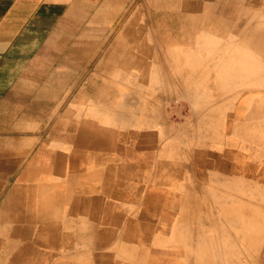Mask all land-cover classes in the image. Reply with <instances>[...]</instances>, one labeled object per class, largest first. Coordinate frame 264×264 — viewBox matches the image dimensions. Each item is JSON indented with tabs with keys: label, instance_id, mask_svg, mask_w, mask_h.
<instances>
[{
	"label": "rangeland",
	"instance_id": "1",
	"mask_svg": "<svg viewBox=\"0 0 264 264\" xmlns=\"http://www.w3.org/2000/svg\"><path fill=\"white\" fill-rule=\"evenodd\" d=\"M195 1L200 2L201 0ZM216 2L218 12L223 13L219 18V29L216 32L212 29H203V35L207 37L206 43H209L213 55L218 53L222 46L226 56L211 55L206 60L214 63L217 62L219 56L220 60L225 59V62L230 65V61L232 63L234 61L231 40L249 37L248 44H245L246 46L242 44L243 48L238 52L236 50L234 54L236 53L235 55L240 59H247L253 66V70L247 66L239 71L231 70L223 75L222 83L226 82L227 86H222V83L219 86L228 90L225 94L222 93L221 98L217 97L215 100L212 94L213 81L218 76V72L208 70L204 79L200 77L204 80L206 89L210 88V93L208 92L210 96L206 99L207 106L205 111L195 110L194 114L190 113L188 99L195 104V107H198V96L188 95L187 88L178 82L172 88L163 89L162 100L157 104L158 106H155V109L149 107L151 99L149 90L132 87L133 120L142 127L139 129L145 136L155 137L153 141L156 146L153 151L150 150L151 155L148 162L140 163L132 156L123 155L122 147L119 145L121 144L119 129H113L112 138L117 144H114L113 148L108 147V140L105 136L104 139L97 140L81 135L84 134V127L87 125L91 129L92 127L100 128L102 132L111 130L105 126L104 121L95 112L106 108L111 109L113 104H116L114 112L120 113L119 103L121 101L119 99L121 96L119 92L122 82L112 80V78L121 70L125 73L130 70L133 73V68L139 65L140 61L145 60L137 55L131 56L128 52L126 55V50L135 52L137 44L136 42L127 44L125 40H118L116 31L113 29L114 23L122 22L126 26L133 20L134 14L147 11L144 6L135 11L142 0H128L126 11H123L122 15L116 19H111L109 25L112 23V30H108L107 38L94 47L93 55L86 58L87 61L85 60L81 71L70 70L64 62L61 74L66 78L62 82V79L55 75H60L58 69L56 70L57 65L55 67L54 64H48L46 74L39 71V74L46 75L47 79L23 80L25 85L19 91L24 89L23 91L29 94L16 95L13 106L9 104L8 110L0 109V164L3 165L0 167V264H64V262H69L71 257L79 258L77 264H94L92 260H89L92 251L107 252L114 262L123 264H264V32H262L264 30V0H219ZM143 18L139 15L134 27L141 26L142 22H145ZM249 28L250 32L246 33L245 31ZM177 36H179L178 33ZM145 44L144 53H153V49L160 54L166 52L165 45L155 46L156 44L150 40ZM120 45L124 46V53L121 50L120 53L115 52ZM191 46L194 52L202 48L194 44ZM48 59H50L49 56ZM66 59L67 56H63V60ZM155 60L158 62V59ZM196 64L198 68V65H201L198 62ZM33 66L31 70L34 69ZM38 67L37 64L35 68ZM50 67L53 70H49ZM35 71L32 70L31 77L34 73L38 75V70ZM248 72H252L249 77L251 80L248 78ZM233 73L237 77V84L232 82ZM110 87L115 90L118 98L114 96L110 99L105 96L110 92ZM219 92H221L220 89ZM92 99L95 100L94 105L87 103ZM170 100L173 101L170 102ZM180 112L181 115H179ZM119 113L116 115L118 116ZM181 117L183 121L179 119ZM154 119L155 123L151 128L153 124L150 125V123ZM200 120H206V123L203 122L198 127ZM30 126L36 128L30 129ZM30 131H35V133L32 134ZM157 136L161 138L157 140ZM29 141H34L31 146L33 150H36L41 142L48 144L49 148L46 146V149L57 150L58 145L54 147L52 144H60L59 149L63 146L65 150L47 154L37 161V164H40L39 167H29V158L16 161L12 155L6 156L5 152L12 149L20 150ZM167 142L169 143L166 145ZM77 145L90 147L93 153L87 157L90 158L88 161L77 162L76 166V159L82 158L79 157L81 149ZM135 147L139 148V145L136 143ZM88 166L95 167L93 170H99L101 177L104 176L103 179L109 187L116 189L115 185H120L121 188L118 190L121 199L113 201L116 205L134 212L150 211L151 208L157 207L159 208L158 215H154L151 225L147 224L151 220L140 218L139 215L136 219L133 215L123 217L122 224L111 223L109 225L102 221L94 222L92 228L98 235H90L81 239L74 245V249H70L72 241H62L57 247L58 240L54 238L48 241L47 235L39 230V223L31 222L33 220L30 218L38 219L41 216L58 215L59 213L60 216L63 213L67 220L73 216H83L90 205L86 196L98 191L96 195L104 197L107 193L106 191L104 193L103 183L98 181L99 176L88 178L85 174L89 170H83V173L78 172L80 167L85 169ZM71 177L92 184L98 189L92 194L88 192V195L84 192L71 193L69 184L66 187L61 186V182ZM152 182H155L154 185ZM100 187H102L101 190ZM14 188L15 192L12 191ZM13 193L18 199L11 196ZM58 193L62 199L55 197ZM104 200H98L92 206L105 207V204L112 203L104 202ZM53 205H56V208ZM171 225L175 226V232L171 231L173 236L174 233L175 235L178 233L176 228L181 231L178 234V240L180 244L182 241L184 243L183 246L179 244L176 251L180 253L179 255L187 254L186 258L169 257L173 254L172 252H175L171 251L175 245L167 244L163 234L172 229ZM110 230L112 234L108 240L100 237L102 232L104 234ZM13 248L22 253L18 261L12 259ZM121 248L123 250H120ZM118 250L120 256H118ZM187 258L190 260L187 261Z\"/></svg>",
	"mask_w": 264,
	"mask_h": 264
},
{
	"label": "bare ground",
	"instance_id": "2",
	"mask_svg": "<svg viewBox=\"0 0 264 264\" xmlns=\"http://www.w3.org/2000/svg\"><path fill=\"white\" fill-rule=\"evenodd\" d=\"M143 1V0H142ZM146 1V0H145ZM162 2H168L169 0H161ZM192 1V0H191ZM205 1V0H202ZM200 1V2H202ZM209 1V0H207ZM213 1L214 3L211 5H207L205 3L202 2V4H200L199 6L201 7V10L199 11H192L191 7L190 10L187 11L188 9L186 8V11H157L158 13V17H156L155 19L151 18V16L149 15V18L147 17L146 13L150 12V11H142L143 12V20L145 22H143V24L145 26L148 27V29L146 28V31L144 34H142V37L137 40L138 42L137 47L135 48V52L133 51L130 52L129 50L126 51L129 53V55L131 56H140L141 59H145L143 61H140L138 64L133 68V73L129 72L125 73L122 72L123 70H119L120 72L117 73V75L115 77L112 78V80H119L122 82V88L120 89L119 92V96L120 97V101L121 103H119V107H120V113L119 112H114V105L113 104L112 108H106V109H102L100 111H96L95 114H98V116L104 121V124L106 127L110 128L111 130L109 132H102L100 128H96V127H89L88 125L86 127H84L85 132L84 134H81L82 136H86V137H92L93 139H104L105 137L107 138V144L108 147L113 148L114 144V140L112 138V135L114 134L113 129H119L120 130V142L121 144L120 147H122V153L125 156H132L134 158L137 159V161L141 162H148L149 161V157L151 155V151L150 150H154L156 143L153 141V139L155 137H148L145 136L142 132L141 129L142 127H140L139 125H137L134 120H133V111H131V105H132V93H131V89L132 87L138 88L139 89H144V90H149L151 92V99L149 102V107L155 109V106L161 102L162 98L161 96L163 95L162 91L164 88H172L176 82L180 83L181 85H184L187 88L188 91V95L190 96H198L199 99V104L198 107H195V104L191 103L190 100L189 104H190V113L194 114L196 113V111H203L204 109H206L205 107L207 106V98L210 96V88L206 89L205 83H204V79L205 78V73L208 70H212L213 72H218V76L214 79L213 81V86H214V90H213V97L214 100L218 97L221 98L222 93H226L228 89H225L224 87H221L219 85H221L222 80L221 77L223 75H226L229 73V71H235V70H240L243 69L244 67H249L251 70H253V66L251 65V63L247 60V59H240V57H237V55L234 54V52H238V50H240L241 48H243V45L246 46L245 44H248L249 42V37H245V38H241V40L239 39H232V45H233V49L232 50V59L234 60L233 63L230 61V65H228L227 62H225V59H221V56H226V54L224 53V48L222 46H220V49L218 53L214 54L212 53V51H210V46L209 43H206L207 41V37L205 35H203L204 31L203 29H212L214 32L218 31L219 29V18L220 16L223 15V13L218 12L217 9V5H216V1L219 0H210ZM209 1V2H210ZM189 2V1H188ZM166 4V3H165ZM187 4V3H186ZM180 5V4H179ZM188 5V4H187ZM181 6V5H180ZM191 6V5H188ZM187 6V7H188ZM146 7V6H145ZM164 8V7H163ZM182 8V7H181ZM189 8V7H188ZM157 9V8H156ZM173 9V8H172ZM261 12V11H260ZM114 15V14H113ZM113 15L111 14L110 17H113ZM109 16V15H108ZM258 16V15H257ZM136 15H133V19H135ZM256 18V17H255ZM148 19H150V21L148 22ZM134 20L131 21V23ZM103 23V22H102ZM129 23V24H131ZM167 23L168 26H163V24ZM128 24V25H129ZM151 24V25H150ZM121 25V24H120ZM127 25V26H128ZM154 25L156 26L157 30V35L154 34V37L152 38V29L151 26L154 27ZM252 26V25H251ZM119 27V26H118ZM130 27V26H128ZM160 27V29L158 28ZM252 28V27H251ZM257 28V27H255ZM263 28V27H262ZM118 29V28H117ZM245 29V28H244ZM258 29V28H257ZM162 30V31H161ZM260 30V29H259ZM262 30V29H261ZM176 31V32H175ZM207 31V30H206ZM211 31V30H210ZM177 32L179 34V36H177ZM250 32V28L248 30L245 31ZM260 32V31H259ZM264 32V30L262 31ZM162 33V35H160ZM243 33V32H242ZM261 33V32H260ZM242 35V34H241ZM250 36V35H249ZM261 37V35H260ZM95 39V38H94ZM151 41L153 42V44H156L155 46L158 45H165V49L166 52L164 54H160L157 50L153 49V53H144V47H146V42L147 41ZM93 41V40H92ZM97 41V40H96ZM221 42V40H218ZM180 42V43H179ZM261 42V39H260ZM129 43V41H128ZM132 43V42H131ZM179 43V45H177ZM192 44H194V46H199L201 49L199 51H193L192 50ZM261 44V43H260ZM251 45V44H250ZM256 45V44H255ZM262 45V44H261ZM153 47V46H152ZM263 47V46H262ZM254 48V47H253ZM157 49V48H156ZM180 49V50H179ZM255 50V49H254ZM144 51V52H143ZM151 52V51H150ZM127 53V54H128ZM222 53V55H221ZM126 54V55H127ZM218 60L217 62L212 63L211 61L206 60V58L210 57L211 55L215 56L218 55ZM214 58V57H213ZM155 59H158V62H156ZM161 59H167L165 61L161 60ZM199 63L201 65H198L196 63ZM131 68V67H130ZM132 69V68H131ZM83 74V73H82ZM234 74V73H233ZM248 78L251 76L252 72H248ZM91 76V74H89ZM87 76V75H86ZM202 79H201V78ZM213 77V76H212ZM199 78V79H198ZM121 79V80H120ZM209 79V78H208ZM233 79V83L237 84V77L234 76L232 77ZM236 79V80H235ZM251 80V78H249ZM235 80V81H234ZM248 80V79H247ZM207 81V80H206ZM211 81V80H210ZM231 82V83H232ZM247 82V81H246ZM212 84V83H211ZM242 84V83H241ZM225 85L227 86V83L223 82L222 86ZM208 86V84H207ZM209 87V86H208ZM234 87V86H233ZM221 92H219V89ZM194 89V90H193ZM231 89V87L229 88ZM245 90V89H244ZM252 90V89H251ZM209 92V93H208ZM121 93V94H120ZM145 93V92H144ZM194 93V94H193ZM234 93V92H233ZM107 94V93H106ZM136 94V93H135ZM149 95V94H148ZM180 95V94H179ZM110 97V99H112V97L116 96V92L115 90H112V88L110 87V92L105 95ZM137 96V95H136ZM187 96V95H186ZM107 97V98H108ZM117 97V96H116ZM195 97V98H196ZM103 98V97H102ZM106 98V97H105ZM118 98V97H117ZM135 98V97H134ZM143 98V97H142ZM248 98V97H247ZM192 99V98H191ZM194 99V98H193ZM213 99V98H212ZM134 100V99H133ZM222 100V99H221ZM220 100V101H221ZM248 100V99H245ZM115 101V100H114ZM119 101V102H120ZM173 100H170V102ZM176 101V100H175ZM183 101V99H182ZM219 101V102H220ZM244 101V100H243ZM167 102V101H166ZM180 102V101H179ZM177 102V103H179ZM184 102V101H183ZM210 102V101H208ZM212 102V101H211ZM87 103H90L91 105L95 104V100H91L88 101ZM99 103V102H98ZM183 104V103H182ZM101 105V104H100ZM99 105V106H100ZM146 105V104H145ZM158 106V105H157ZM161 106V105H160ZM210 106V105H209ZM134 107V106H133ZM179 107V106H178ZM177 107V108H178ZM133 110V109H132ZM188 110V109H187ZM196 110V111H195ZM179 111V110H178ZM205 111V110H204ZM137 112V111H136ZM151 112V111H150ZM87 113V112H86ZM85 113V114H86ZM116 113H119V115L117 116ZM84 114V113H83ZM163 114V113H162ZM165 114V113H164ZM167 114V113H166ZM184 114V113H183ZM160 115V114H159ZM179 115H181V112L179 113ZM185 115V114H184ZM187 115V113H186ZM200 115V113H199ZM85 116V115H84ZM90 116V114H89ZM144 116V115H143ZM142 116V117H143ZM172 116V115H170ZM207 116V115H206ZM169 117V116H168ZM184 117V116H183ZM186 117V116H185ZM196 117V116H195ZM205 118V117H203ZM238 118V117H237ZM95 119V118H94ZM140 118H138L139 120ZM161 119V118H160ZM164 119V118H163ZM179 119H182L179 118ZM191 119V117H190ZM169 120V119H168ZM235 120V119H233ZM173 121V120H172ZM183 121V119H182ZM206 120H200L198 127L205 122ZM74 122V121H73ZM169 122V121H168ZM190 122V120H189ZM78 123V122H77ZM155 123V119L152 121L151 124ZM174 123V121H173ZM206 123V122H205ZM144 124V123H143ZM172 124V123H171ZM154 126L151 125V128ZM156 127V125H155ZM141 128V129H139ZM146 128V127H145ZM189 129V128H188ZM187 129V130H188ZM137 130V131H136ZM156 130V129H155ZM166 130V129H165ZM174 130V129H173ZM186 130V129H185ZM145 131V130H144ZM182 131V130H181ZM32 134L35 133V131H30ZM178 132V131H177ZM176 132V133H177ZM198 132V131H197ZM224 132V130H223ZM205 133V132H204ZM201 134V133H200ZM224 134V133H223ZM52 135V134H51ZM202 135V134H201ZM105 136V137H104ZM161 136V135H160ZM169 136V135H168ZM190 136V135H189ZM199 136V135H198ZM204 136V135H203ZM76 137V135H75ZM104 137V138H103ZM205 137V136H204ZM214 137V136H212ZM157 140H159L161 137L157 136ZM212 139V138H211ZM164 139H162L163 141ZM190 141V140H189ZM203 141V140H201ZM139 145V148L135 147V144ZM169 142L166 143V145ZM34 141H29L27 142L26 145H24V147L20 150H13V152L10 150L9 152L7 151L5 154L7 155H12L16 161L21 160V159H26L29 158L30 161V166L33 167H39L40 164H37V161L40 160L41 158H44L47 154H52L55 152H63L65 150V148L62 146L61 149H59V147L61 146L60 144H52L54 147L58 145V149L54 150V149H46V146L48 145L47 143L41 142L39 143V146L36 147V150H33V148H31V146H33ZM206 144V143H205ZM117 145V144H116ZM190 145V143H189ZM78 146V145H77ZM161 146V144H160ZM204 146V145H203ZM222 146V145H221ZM47 148H49L47 146ZM81 155H79V157H82L81 159H76V163L75 165L77 166V162H86V160L88 161L90 158H87L90 156V154H92V149L90 147H84L82 145L78 146ZM89 148V149H88ZM110 148V149H111ZM169 148V147H168ZM120 149V148H119ZM195 149V148H194ZM199 149V148H198ZM201 149V148H200ZM199 149V150H200ZM190 150V149H189ZM107 151V150H106ZM111 151V150H109ZM113 151V150H112ZM116 151V150H115ZM164 151V150H163ZM167 151V150H166ZM174 151V150H173ZM97 152V151H96ZM158 152V150H157ZM161 153V152H160ZM173 153V152H172ZM183 153V152H182ZM165 154V153H164ZM188 154V153H186ZM204 154V153H203ZM54 155V154H53ZM56 155V154H55ZM107 155V154H106ZM184 155V154H181ZM222 155V154H221ZM169 156H171L169 154ZM168 156V157H169ZM180 156V155H179ZM205 156V155H204ZM231 156V155H228ZM227 156V157H228ZM86 157V158H84ZM178 157V156H177ZM181 157V156H180ZM224 157V156H223ZM162 158V157H161ZM167 158V157H166ZM232 158V157H231ZM186 160V159H185ZM194 160V159H193ZM198 160V159H197ZM204 160V159H203ZM228 160V159H227ZM52 161V160H51ZM65 161V159H64ZM225 161V160H224ZM194 162V161H193ZM202 162V161H201ZM221 162V160H220ZM222 162H223V158H222ZM231 162V161H230ZM105 163V162H104ZM177 163V162H176ZM214 163V162H213ZM112 164V163H111ZM109 164V165H111ZM114 164V163H113ZM224 164V163H223ZM227 164V163H226ZM236 164V163H235ZM53 165V164H52ZM231 165V164H230ZM106 166V165H105ZM198 166V165H195ZM202 166V165H201ZM215 166V165H214ZM221 166V165H219ZM225 166V165H224ZM60 167V166H59ZM64 167V166H63ZM110 167V166H109ZM213 167V166H212ZM81 169L78 172H82L83 170H89L86 171L85 176H87L88 178L91 177H95V176H99V180L100 182H102V186H103V190L104 193L105 191L107 192L105 194L104 197L102 196H97L96 193L97 191V187L95 188V186L93 187V185L86 183V182H82L79 181L78 178L76 177H71L69 179H65L63 182H61V186L65 187L69 184V189L71 190V193H78V192H84L87 193L91 192L94 193L95 191H97L96 193L92 194V195H88L85 198L88 200V208L86 209L85 213L83 216L79 217V216H73L72 218H69L68 220L63 216V213L60 216V213L58 215L54 214V215H45V216H41L38 219L35 218H30V220H33L31 222H37L39 223V230L43 233H45L48 237V241H50L51 239L53 240L54 238H56L58 241L56 242V246L59 247V245L61 244L62 241H72V246H70V249H74L75 248V244L77 242H79L81 239L89 237L90 235H98V233L95 232V230L92 228V224L94 222H104L106 224H119L122 221V218L124 217H128V216H132L136 219V217L139 215L140 218H144V219H148L150 222L147 223L148 225L152 224V220L154 215H158V210L159 208L157 207H153L149 210H146L144 208V210H146L145 212H134V211H130L128 209H126L125 207H120L118 205L115 204V202L113 201H119L121 199V194L119 193L118 188H121L120 185L116 184L115 186L117 187L116 189H113L111 187H109V185L105 182V180L103 179V177H101V173L99 172V170H93L95 167H85V169H82V167H80ZM112 168V166H111ZM161 168V167H160ZM179 168V167H178ZM53 169V168H52ZM64 169V168H63ZM63 169H61L63 171ZM128 169V168H127ZM180 169V168H179ZM183 169V168H182ZM208 169V168H207ZM225 169V168H224ZM129 170V169H128ZM234 170V169H233ZM106 171V169H105ZM130 171V170H129ZM134 171V170H133ZM153 171V170H152ZM235 171V170H234ZM52 172V171H51ZM55 172V171H53ZM60 172V171H59ZM75 172V171H74ZM224 172V171H223ZM242 172V171H241ZM76 173V172H75ZM83 173V172H82ZM153 173V172H152ZM190 173V172H188ZM203 173V171H202ZM236 173V172H235ZM238 173V172H237ZM31 174V173H30ZM125 174V172H124ZM129 174V173H128ZM144 174V173H143ZM172 174V173H171ZM258 174V173H257ZM25 175V174H24ZM58 175V174H57ZM84 175V174H83ZM119 175V174H118ZM117 175V177H118ZM234 175V174H233ZM217 176V175H216ZM25 177V176H22ZM85 177V178H87ZM119 177H121V175H119ZM145 177V176H144ZM147 178V177H146ZM198 178V177H197ZM202 178V177H201ZM253 178V177H252ZM264 178V177H263ZM2 179V178H1ZM96 179V178H94ZM144 179V178H143ZM152 179V178H151ZM68 180V181H67ZM150 180V179H149ZM160 180V179H159ZM248 180V179H247ZM125 181V180H123ZM133 181V180H132ZM137 181V180H136ZM151 181V180H150ZM28 182V181H26ZM145 182V181H144ZM174 182V181H173ZM29 183V182H28ZM39 183V182H38ZM122 183V182H119ZM127 183H129L127 181ZM133 183V182H132ZM153 183V182H152ZM155 183V182H154ZM153 183V185H154ZM7 184V183H6ZM50 184V183H49ZM135 184V183H134ZM247 183H245L246 185ZM39 185V184H38ZM45 185V184H44ZM163 185V184H162ZM170 185V184H169ZM211 185V184H209ZM49 186V185H48ZM123 186V185H122ZM194 186V185H192ZM7 187V186H6ZM144 187V186H143ZM165 187V185H164ZM191 187V185H190ZM195 187V186H194ZM206 187V186H205ZM204 187V188H205ZM242 187V186H240ZM255 187V185H254ZM3 188V187H2ZM17 188V187H15ZM15 188L12 190L15 192ZM45 188V187H44ZM62 189H64V187H61ZM102 187H100L99 189L101 190ZM123 188V187H122ZM161 188V187H160ZM166 188V187H165ZM198 188V187H197ZM249 187L247 186V189ZM5 189V188H4ZM7 189V188H6ZM143 189V188H142ZM191 189V188H190ZM252 189V188H251ZM1 190V189H0ZM38 190V189H37ZM54 190V189H53ZM112 190V191H111ZM152 190V189H151ZM188 190V189H187ZM204 190V189H203ZM222 190V189H221ZM250 190V189H249ZM255 190V189H254ZM20 191V190H19ZM39 191V190H38ZM46 191V190H45ZM125 191V190H124ZM194 191V190H193ZM198 191V189H197ZM206 191V190H205ZM58 192V191H57ZM145 192V191H144ZM243 192V191H242ZM1 193V192H0ZM4 193V192H3ZM50 193H52L50 191ZM141 193V192H139ZM148 193V192H147ZM150 193V190H149ZM155 193V192H154ZM184 193V192H183ZM198 193V192H197ZM130 194V193H129ZM2 195V194H1ZM38 195V194H37ZM40 195V194H39ZM132 195V194H131ZM190 195V194H189ZM193 196H195L194 194H192ZM201 195V194H200ZM207 195V194H206ZM11 196L14 199H18V197L16 196L15 193L11 194ZM79 196V195H78ZM134 196V195H133ZM191 196V195H190ZM199 196V195H198ZM210 196V195H209ZM230 196V195H229ZM56 198L59 197V199H62V197L60 196V193H58V195L56 194L55 196ZM142 197V196H141ZM144 197V196H143ZM159 197V196H158ZM168 197V196H167ZM242 197V196H241ZM161 198V197H160ZM160 198H158L159 200H161ZM165 198V197H164ZM196 198V197H195ZM40 199V198H39ZM58 199V200H59ZM109 201H106V200ZM138 199V197L136 198V200ZM169 199V198H168ZM41 200V199H40ZM51 200V199H50ZM100 200H104V202H112V203H107L105 204V207H94L92 206L93 203L97 202ZM148 200V199H147ZM155 200V199H154ZM164 200V199H163ZM62 201V200H61ZM60 201V202H61ZM133 201V200H132ZM140 201V200H139ZM143 201H145V199H143ZM158 201V200H157ZM204 201V200H203ZM38 202V201H37ZM41 202V201H40ZM47 202V200H46ZM53 202V201H52ZM55 202V201H54ZM153 202V200H152ZM163 202V201H162ZM168 202V201H167ZM173 202V201H172ZM201 202V201H200ZM3 203V202H2ZM12 203V202H10ZM62 203V202H61ZM138 203V202H136ZM180 203V202H179ZM4 204V203H3ZM58 204V203H57ZM70 204V203H69ZM134 204V203H133ZM145 204V203H143ZM165 204V203H164ZM175 204V202H174ZM46 205V203H45ZM127 205V204H126ZM147 205V203H146ZM151 205V204H149ZM205 205V204H204ZM245 205V204H244ZM249 205V204H248ZM3 206V205H2ZM16 206V205H15ZM37 206V205H36ZM47 206V205H46ZM54 206V205H53ZM56 206V205H55ZM54 206V207H55ZM139 205H137L138 207ZM155 206V205H154ZM168 206V205H167ZM176 206V205H174ZM179 206V205H178ZM196 206V205H195ZM209 206V205H207ZM226 206V205H225ZM6 207V206H5ZM11 207V206H10ZM9 207V208H10ZM48 207V206H47ZM59 207V205H58ZM57 207V208H58ZM62 207V206H61ZM212 207V206H211ZM16 208V207H15ZM45 208V207H44ZM56 208V207H55ZM60 208V207H59ZM155 208V210H154ZM210 208V207H209ZM13 209V208H12ZM17 209V208H16ZM43 209V208H42ZM62 209V208H61ZM137 209V208H136ZM175 209V208H174ZM230 209V208H229ZM233 209V208H232ZM9 210V209H8ZM45 209H43L44 211ZM142 210V209H141ZM4 211V210H3ZM51 211V210H50ZM198 211V210H197ZM15 212V211H14ZM13 212V213H14ZM42 212V211H41ZM40 212V213H41ZM45 212V211H44ZM53 212V211H52ZM60 212V211H59ZM67 212V211H66ZM178 212V210H177ZM5 213V212H4ZM6 214V213H5ZM43 214V213H42ZM49 214V213H48ZM220 214V213H219ZM249 214V212H248ZM17 215V213H16ZM22 215V214H21ZM20 215V216H21ZM44 215V214H43ZM141 215V216H140ZM196 215V214H195ZM237 215V214H236ZM247 215V214H246ZM253 215V214H252ZM10 216V215H9ZM215 216V215H214ZM242 216V215H240ZM18 217V215H17ZM4 218V215H3ZM61 218V219H60ZM65 218V219H64ZM242 218V217H241ZM60 219V220H59ZM121 219V220H120ZM143 219V220H144ZM210 219V218H209ZM250 219V218H248ZM59 220V221H58ZM67 220V221H66ZM132 220V219H129ZM134 220V219H133ZM147 220V221H148ZM243 220V219H242ZM253 220V219H252ZM257 220V218H256ZM174 221V220H173ZM241 221V220H240ZM254 221V220H253ZM258 221V220H257ZM262 221V220H261ZM4 222V221H3ZM8 222V221H7ZM22 222V221H21ZM128 222V221H127ZM166 222V221H164ZM188 222V221H187ZM225 222V221H224ZM151 223V224H150ZM154 223V222H153ZM215 223V222H214ZM242 223V222H241ZM255 223V222H254ZM257 223V222H256ZM15 224V222H14ZM122 224V223H121ZM146 224V225H147ZM219 224V223H218ZM231 224V223H230ZM246 224V223H244ZM247 224L250 225L247 221ZM262 224V222H261ZM260 224V225H261ZM13 225V224H12ZM17 225V224H16ZM127 225V224H125ZM173 226V225H171ZM13 227V226H12ZM19 227V225H18ZM148 227V226H147ZM220 227V226H219ZM230 227V226H229ZM232 227V226H231ZM243 227V226H242ZM247 227V226H246ZM133 228V226H132ZM233 228V227H232ZM152 229V228H151ZM178 233L174 236L171 233V231L175 232V226L172 227V229L169 230V232H166L163 234V237L166 239L167 244H172L175 245V247L171 248V251H175L172 252L173 254H171L169 257H181V258H186L187 254H181L177 253L178 251H176V249H178L179 247V240H178V234L181 232L178 228H176ZM182 229H184L182 227ZM222 229V228H221ZM241 229V228H240ZM245 229V228H244ZM253 229V228H252ZM1 230V229H0ZM14 230V229H13ZM119 230V229H118ZM124 230V229H123ZM147 230V228H146ZM153 230V229H152ZM16 231V230H15ZM144 231V230H143ZM149 232V230H147ZM254 231V230H253ZM257 231V230H256ZM21 232V231H20ZM40 232V233H41ZM118 232V231H117ZM152 232V231H151ZM150 232V233H151ZM250 232V231H248ZM12 233V232H10ZM14 233V231H13ZM124 233V231H123ZM242 233V232H241ZM42 234V233H41ZM96 234V235H95ZM111 230L108 232H105L103 234V232L101 233L100 237L102 239L108 240V238L111 235ZM125 234V233H124ZM145 234V233H144ZM256 234V233H255ZM143 235V234H142ZM153 235V234H152ZM208 235V234H207ZM211 235V234H210ZM243 235V234H242ZM15 236V235H14ZM116 236V235H115ZM122 236V235H121ZM125 236V235H124ZM212 236V235H211ZM237 236V235H236ZM152 237V236H151ZM243 238V237H242ZM3 239V238H2ZM23 239V238H22ZM180 239V238H179ZM6 240V239H5ZM123 240V239H122ZM125 240V239H124ZM240 240V239H239ZM249 240V239H248ZM115 241V240H114ZM128 241V239L126 240ZM243 241V240H242ZM37 242V241H36ZM99 242V241H98ZM112 242V241H111ZM248 242V241H247ZM250 242V241H249ZM1 243V241H0ZM39 243V242H38ZM113 243V242H112ZM184 243V241H182V244ZM42 244V243H39ZM110 244V243H109ZM141 244V243H140ZM180 244V245H182ZM226 244V243H225ZM152 245V244H151ZM224 245V244H223ZM1 246V244H0ZM3 246V245H2ZM77 246V245H76ZM150 246V245H149ZM148 246V247H149ZM183 246V245H182ZM30 247V246H29ZM104 247V246H103ZM99 248V245H98ZM3 249V248H2ZM118 249V248H117ZM138 249V248H137ZM45 250V249H44ZM100 250V249H99ZM120 250H123V248H121ZM192 250V249H190ZM8 251V250H7ZM70 251V250H69ZM76 251V250H75ZM92 251V249L90 250V252ZM193 251V250H192ZM38 252V251H37ZM82 252V251H81ZM89 252V251H88ZM118 256H120V251L118 250ZM194 252V251H193ZM12 256H13V261H18L19 258L21 257L22 253L20 250L18 249H14L11 252ZM45 253V252H44ZM76 253V252H75ZM250 253V252H249ZM9 254V253H8ZM56 254V253H55ZM53 255V254H52ZM185 255V256H184ZM212 255V254H211ZM57 256V255H56ZM61 256V255H60ZM59 257V256H58ZM210 257V256H209ZM51 258V256H50ZM57 258V257H56ZM174 258V259H175ZM251 258V257H250ZM249 258V260H250ZM52 259V258H51ZM55 259V258H54ZM71 260H69V262H64V264H77V260H79V258L76 257H71ZM4 260V259H3ZM89 260L94 263V264H123V263H119V262H114L112 260V256L105 252V253H95L92 251L91 257L89 258ZM190 260V258H187V261ZM179 261V260H178ZM148 262H151L148 260ZM250 262V261H249ZM30 263V262H29ZM50 263V262H49Z\"/></svg>",
	"mask_w": 264,
	"mask_h": 264
},
{
	"label": "crops",
	"instance_id": "3",
	"mask_svg": "<svg viewBox=\"0 0 264 264\" xmlns=\"http://www.w3.org/2000/svg\"><path fill=\"white\" fill-rule=\"evenodd\" d=\"M209 1L202 2L208 6L214 3ZM202 2L143 0L140 5L137 3L139 6L135 11L146 6L147 11L150 10L146 13L147 17L150 15L155 19L159 16L157 11H186V8L189 11L190 7L192 11H200L199 5ZM127 3L128 0H0V109L8 110L9 104L13 106L16 95L29 94L23 91L24 89L19 91L25 85L23 80L47 79L46 75L39 73L46 74L48 64H54L55 67L57 65L56 70L58 69L60 75H55L61 78L62 82L66 78L61 74L64 62L70 70L81 71L86 58L93 55L94 47L107 38L108 30H112V23L109 25L111 19L121 16L122 12L126 11ZM165 3L168 7L164 6ZM110 12H114L113 17H110ZM135 15L134 21L128 25L130 27L124 26L122 22L113 24L118 40H125L127 44L128 41L137 43L146 28L148 29L143 24L134 27L138 16L142 17L143 12L139 11ZM151 29L153 38L158 29L155 25L151 26ZM123 47L120 45L114 51L120 53L121 50L124 53ZM63 56H67V59L63 60ZM37 64L39 67L35 68ZM32 66V70H38V75L33 72V77ZM49 70L53 68L50 67ZM0 167L3 165L0 164Z\"/></svg>",
	"mask_w": 264,
	"mask_h": 264
}]
</instances>
